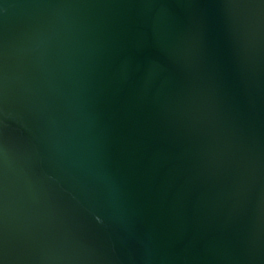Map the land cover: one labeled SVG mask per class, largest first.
<instances>
[{"label": "water", "instance_id": "95a60500", "mask_svg": "<svg viewBox=\"0 0 264 264\" xmlns=\"http://www.w3.org/2000/svg\"><path fill=\"white\" fill-rule=\"evenodd\" d=\"M0 264H264V0H0Z\"/></svg>", "mask_w": 264, "mask_h": 264}]
</instances>
